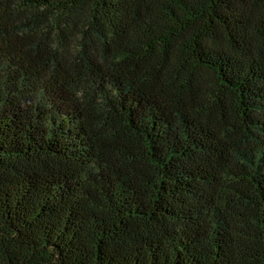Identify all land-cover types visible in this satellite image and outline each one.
<instances>
[{"label": "trees", "instance_id": "trees-1", "mask_svg": "<svg viewBox=\"0 0 264 264\" xmlns=\"http://www.w3.org/2000/svg\"><path fill=\"white\" fill-rule=\"evenodd\" d=\"M0 264H264V0H0Z\"/></svg>", "mask_w": 264, "mask_h": 264}]
</instances>
